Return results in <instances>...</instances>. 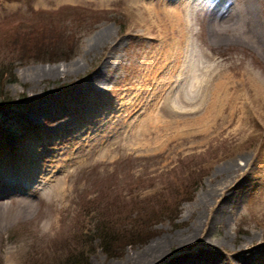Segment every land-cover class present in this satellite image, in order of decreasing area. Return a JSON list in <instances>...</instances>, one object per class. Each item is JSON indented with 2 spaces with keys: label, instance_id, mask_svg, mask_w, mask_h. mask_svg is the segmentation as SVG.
<instances>
[{
  "label": "rangeland",
  "instance_id": "obj_1",
  "mask_svg": "<svg viewBox=\"0 0 264 264\" xmlns=\"http://www.w3.org/2000/svg\"><path fill=\"white\" fill-rule=\"evenodd\" d=\"M57 1L0 0L1 92L10 100L0 107V149H16L18 141L26 140L40 156L55 158L64 151L59 164L71 160L79 145L83 156L80 163H66L71 179L64 184L62 201L39 185L0 184L3 202L15 201L0 221V248L9 254V264H138L160 241H166L167 257L204 248L196 257L182 258V264H264V192L256 195L250 184L256 180L257 164L264 166V131L252 132L243 145L236 135L246 97L264 100L257 90V85L264 87V41L257 36L259 46L240 36L245 17L249 30L264 35V0H191L185 13L192 34L179 36L173 45L165 42L153 54L147 52L152 44L148 39L128 36V0ZM103 28H110L111 38L96 45V34ZM43 29L55 37L37 43L25 39ZM64 46L74 53L59 52ZM42 49L51 55L41 56ZM173 59L179 71L170 79L179 85L181 97L190 84L200 85L194 102L205 94L213 96L212 105L204 108L206 117L193 126L194 139L168 156L165 143L158 142L147 144L146 151L106 158L103 145L114 139L116 129L126 128L148 109L153 78ZM98 69L105 85L90 91V77ZM242 80L247 81L246 93ZM139 90H145L139 110L112 123L114 95L127 100ZM230 99L237 112L221 123ZM224 100L227 111L221 105ZM248 125L253 129L251 121ZM182 126L179 133L192 130L189 123ZM238 154L248 162L235 157ZM234 157L243 177L227 192L231 206L219 223H210L203 233L195 218H211L216 190L235 175L230 178L223 170ZM194 223L200 235L188 240ZM101 225L119 232L123 240L113 245L119 251H102L95 237ZM240 246L251 247L252 253L236 255Z\"/></svg>",
  "mask_w": 264,
  "mask_h": 264
},
{
  "label": "bare ground",
  "instance_id": "obj_2",
  "mask_svg": "<svg viewBox=\"0 0 264 264\" xmlns=\"http://www.w3.org/2000/svg\"><path fill=\"white\" fill-rule=\"evenodd\" d=\"M43 1L47 4H58L57 0ZM190 7L191 0H128V8L131 10L132 14V28L130 27L128 36L131 38L134 33L139 38L148 39V41H150L152 44H150L151 47H149V51L147 52L152 54L154 52L157 53L159 49L164 46L165 42L167 44V42L170 41L173 45L179 36H188L192 34V28L189 25V16H187L185 13V11ZM2 8L3 7L0 6V10ZM244 24V29H242L240 33V36H243L242 39L252 44H259L257 39L258 36L264 41V35L262 32L261 36H259L256 29L249 30L251 25H249L250 22H248V18L246 17L244 18ZM252 25L255 24L252 23ZM110 38V28H103L96 34V45L104 44ZM259 46L261 45L259 44ZM172 51L175 52V47H172ZM106 63L107 62L105 61L104 65ZM170 64L172 65H170L168 69L165 70V72L157 73L155 75L156 77L153 78V85H155V88L151 93L152 102L148 109L143 112L142 115L133 118L132 121L126 124V128L125 126H121L116 129V132H114V139L109 140L105 145H103L102 151L106 158L110 159L114 154H121L129 151H146L149 147L147 144H157L158 142L165 143V149L167 150L168 156L173 152H176L179 148H183L185 145L190 144V142L194 139V136L192 135L193 126L195 128L196 124L204 120L206 117V104L207 106L212 105L213 96L211 98L209 96L210 94H205L199 100H202L201 102H194L196 91L198 92L200 85H197L195 88L190 84L186 85L187 88L184 92V95L181 97L182 93L179 92V85L175 87L176 84L170 79L175 75V73H177V71H179L177 60L173 59ZM101 73L102 72L100 69L92 73V76L90 77L91 85L88 87L90 91H93L95 88L97 90L99 88L103 89L105 80L101 78ZM241 84L242 91L246 93L247 81L243 82L242 80ZM234 86L240 85L236 84ZM248 88H250V86ZM257 90L260 93H264V87L262 85H257ZM144 91L145 90H139L137 95H132L133 97L127 100H122L124 95H114V106L112 108L114 116H112V123L114 119L117 121L121 120L122 118H131V116H133V114L139 110L140 105L142 104L140 99ZM229 91L230 88H226V93H229ZM171 96L174 97L172 98ZM228 96H230V93ZM242 97L243 95H241V98ZM215 100H217V98H215ZM226 102H228V100L221 102L224 111L228 110L226 107ZM245 102H247L244 104L245 112H242V114H239L238 116L236 134L237 137L240 138L241 145L250 139L248 138V135H250L252 132L255 131L259 133L264 131V100H259L257 98L254 99L251 96L250 98L246 97ZM200 105H202L201 109L199 107ZM229 105V113L222 118L221 123L227 121L229 122V118L233 117L237 112L235 100L230 99ZM175 117H178L181 120H174ZM163 119H168V121ZM250 121L253 129L249 128L248 123L250 124ZM187 123L190 124V129L192 126V130L184 131L182 134V129V132L179 133L180 127L183 128L182 125ZM102 129L104 130V128ZM139 135L141 137L140 141ZM80 142L81 141H79L77 144H80ZM18 143L19 144H17L16 149H0V184L10 183L11 185L14 184L13 186L24 184L39 185L41 186L40 190L47 193L52 192L54 193L55 200L58 199L57 201H62L65 197L66 191L64 184L71 179V173L68 171L70 164L66 166V163H68V161L80 163L83 157H81L82 149L80 148V145L77 146L75 151H73L75 156L71 160L67 159L66 163L59 164L61 157L64 155V151L59 153V155H57L55 158H50L48 155L41 154L40 156L35 153L32 144L26 140L18 141ZM3 151L4 153H2ZM88 155L89 154L86 156ZM235 157L239 158L240 160H244L246 156L243 154H238ZM234 158L226 162L223 166V170L230 178H232V174L235 175L231 180H225L221 189L216 190L217 195L214 196L217 198V202L214 201L210 205V209L215 210L211 214V218L207 217L205 219L206 221L203 220L204 222L200 221L201 219L198 217L201 216L200 214H198V216L195 218V223L200 224L198 227L201 226L203 233L205 230L207 231L209 229L210 223H212L213 226L219 223V218L224 215V210L227 209L226 207L231 206V200L229 199L227 192L243 177L244 170L243 168L240 169L238 167V162L236 160L237 158ZM245 162H248L246 158ZM256 169L258 171L256 174L257 177H255L256 180L250 182V184L253 187L255 194L259 195L264 192V166L258 163ZM2 186L6 187V185ZM36 188L37 187L34 189ZM2 198L4 199V197L0 196L1 222L3 221V218L5 220L7 217V214H4L6 212V208H8L7 206H13L15 204V201L13 200H10L8 204H6L3 202L4 200ZM254 198L258 200L261 199L260 196H256ZM195 223L194 226L196 228L193 227L192 232L187 237L188 240L195 239L198 235H200L198 234V227L195 225ZM164 242L160 241L150 246V248L147 249L146 252L142 254V256H140L144 258H141L138 264H157L162 260L163 262H161V264H182V258H185V256L189 255H194L196 257L197 254L204 249L201 246H196L190 251H179L176 255L167 257L168 253L166 255L164 253V248L166 246ZM181 242L185 244V241ZM260 246L264 247V243ZM241 252L251 254V247L240 246L236 248V255H241ZM0 261H2V264H9V254L7 253L6 255V253H2L1 248Z\"/></svg>",
  "mask_w": 264,
  "mask_h": 264
},
{
  "label": "trees",
  "instance_id": "obj_3",
  "mask_svg": "<svg viewBox=\"0 0 264 264\" xmlns=\"http://www.w3.org/2000/svg\"><path fill=\"white\" fill-rule=\"evenodd\" d=\"M38 32H40V35L38 34ZM38 32H35L37 34H28L25 39H31L33 41H36V43H37V42L42 41V39H44L46 36L47 37H55V35L52 36V34L48 35L47 29H43V30L38 31ZM60 33L61 32H59V34ZM59 34H58V36H59ZM68 44H70V42ZM71 49H72V51H74L73 48H71ZM44 51L45 50L42 49V52H44ZM72 51L67 50L66 46H64L62 51H59V52H62V54H66L67 56H69L70 55L69 52H72ZM49 53H51V52H49L47 50L41 56L45 55V57H47L49 55ZM72 53H74V52H72ZM10 73H11V71L7 72V74L9 75L8 77H12V75H10ZM3 77H4V73L0 72V99H1L0 107H3L5 105L9 104V102H10V100L8 99V96L1 92V89L4 87L3 84L5 82L3 80ZM168 213H172V212L168 211ZM102 225L99 226L100 228L98 227V229H96V231H95V235H96L95 237L100 241V248L102 249V251L104 253H107L109 255L112 254L113 252L119 251L120 248L118 246L117 247L113 246L114 244H118L119 242H122V240H123L121 237L118 236L119 232H117L116 233L117 235H116L114 232L108 230L107 228H105ZM143 229L145 230L146 228H143ZM136 235L140 239L141 236H138V233H136ZM145 235H147V234H145ZM134 238H136V237H134ZM133 240L134 239L129 240V241H133ZM132 243H134V241ZM82 258L83 257H81V260H82ZM86 263L85 262L84 263L73 262V264H86Z\"/></svg>",
  "mask_w": 264,
  "mask_h": 264
}]
</instances>
